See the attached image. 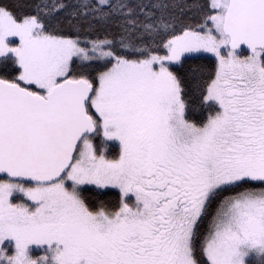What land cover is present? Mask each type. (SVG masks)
<instances>
[{"label":"snow or ice","instance_id":"snow-or-ice-1","mask_svg":"<svg viewBox=\"0 0 264 264\" xmlns=\"http://www.w3.org/2000/svg\"><path fill=\"white\" fill-rule=\"evenodd\" d=\"M0 264H264V0H0Z\"/></svg>","mask_w":264,"mask_h":264}]
</instances>
